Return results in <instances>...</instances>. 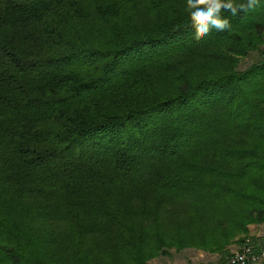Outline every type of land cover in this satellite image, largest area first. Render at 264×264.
<instances>
[{
  "label": "trees",
  "instance_id": "1",
  "mask_svg": "<svg viewBox=\"0 0 264 264\" xmlns=\"http://www.w3.org/2000/svg\"><path fill=\"white\" fill-rule=\"evenodd\" d=\"M185 4L0 0V264L258 248L264 0L204 37Z\"/></svg>",
  "mask_w": 264,
  "mask_h": 264
},
{
  "label": "clouds",
  "instance_id": "2",
  "mask_svg": "<svg viewBox=\"0 0 264 264\" xmlns=\"http://www.w3.org/2000/svg\"><path fill=\"white\" fill-rule=\"evenodd\" d=\"M259 0H186L185 10L189 14L191 26L196 29L198 37L207 36L212 29L224 31L229 27V20L221 15L230 12L233 16L240 11H247Z\"/></svg>",
  "mask_w": 264,
  "mask_h": 264
},
{
  "label": "rangeland",
  "instance_id": "3",
  "mask_svg": "<svg viewBox=\"0 0 264 264\" xmlns=\"http://www.w3.org/2000/svg\"><path fill=\"white\" fill-rule=\"evenodd\" d=\"M256 56H250L246 59H243L241 62V68L240 70L245 69L247 66H249L254 60ZM254 226V225H253ZM187 237L190 239H198V233L193 231L192 229H188L186 232H184ZM252 238V237H251ZM246 240V239H245ZM244 240V241H245ZM243 241V242H244ZM243 242L241 244H243ZM237 245H232L230 247V253L235 252V250H238ZM241 246V245H240ZM153 246H147V250L149 252L153 251ZM264 249V248H259ZM171 255V256H170ZM169 256H158L151 260H149V264H187L189 262L195 263L198 262V260H201L200 263H214V264H220V257L217 255H210L202 251H198L196 249H184L181 252H176L174 250L171 251V254ZM227 264L229 262V259H227ZM199 263V264H200Z\"/></svg>",
  "mask_w": 264,
  "mask_h": 264
},
{
  "label": "built area",
  "instance_id": "4",
  "mask_svg": "<svg viewBox=\"0 0 264 264\" xmlns=\"http://www.w3.org/2000/svg\"><path fill=\"white\" fill-rule=\"evenodd\" d=\"M264 263V249L257 250L250 239H246L238 250L233 252L228 264Z\"/></svg>",
  "mask_w": 264,
  "mask_h": 264
},
{
  "label": "crops",
  "instance_id": "5",
  "mask_svg": "<svg viewBox=\"0 0 264 264\" xmlns=\"http://www.w3.org/2000/svg\"><path fill=\"white\" fill-rule=\"evenodd\" d=\"M250 237H252V241L256 242L258 248H264V224L263 225H254L250 227ZM240 245H237V249ZM256 248V247H255ZM257 250H262L258 249ZM236 251V250H235ZM201 260H198V262H195L193 264H199ZM187 264H192V262H189ZM200 264H210V263H200ZM214 264V263H211ZM264 264V263H259Z\"/></svg>",
  "mask_w": 264,
  "mask_h": 264
}]
</instances>
